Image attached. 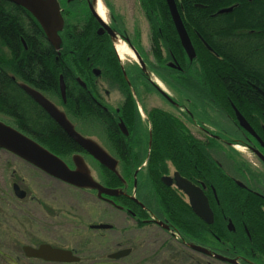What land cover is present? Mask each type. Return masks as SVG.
Segmentation results:
<instances>
[{"label":"trees","instance_id":"trees-1","mask_svg":"<svg viewBox=\"0 0 264 264\" xmlns=\"http://www.w3.org/2000/svg\"><path fill=\"white\" fill-rule=\"evenodd\" d=\"M176 2L196 56L193 60L187 57L167 0H140L151 27V46L157 60L161 63L164 59L163 47L169 57L171 53L177 54L180 67L174 71L177 83L182 81L195 87L198 95L206 97L219 109L227 96L248 117L251 113L247 108H254L256 111L253 112L260 113V119L251 124L264 125V0ZM229 8H233V11L219 14ZM74 33L77 34V28ZM87 35H91V32ZM0 38L12 54L10 62L0 56V114L12 118L13 127L60 158L77 153L78 145L50 117L49 121L44 120V111L2 68L9 66L22 81L38 91L58 94L60 76L64 75L65 84L70 88L67 94L70 102H75L73 104L77 109L83 106V110H90L107 120L104 113L94 111V107L81 101L85 99L81 94L85 90L74 79L78 74L83 42L69 38L66 47L70 56L63 60L65 42L60 50L62 56H59L31 15L24 8L6 0H0ZM23 42L27 45V51ZM89 50L92 52V47ZM75 51L77 53L73 55ZM110 57L111 51H108L102 56V61H109ZM114 64L119 68L117 58ZM117 76H120L119 70ZM227 107L230 109L228 104ZM152 119L154 137L149 177L159 195L154 199L152 197L153 201L150 200L154 214L168 220L179 236L177 242L188 248L190 245L206 248L208 236L211 235L220 242L216 249L220 253L225 250L221 245L226 240L232 245L229 252L231 257L241 255L256 264H264V199H259L250 190L227 179L211 153V141L190 136L178 117L154 111ZM127 157L130 161L129 154ZM169 161L182 175L196 183H206V192L210 196L216 191L220 200L217 203L213 199V204L218 218L216 216L212 225H207L197 217L175 189L161 183ZM131 170L130 167L126 168L127 173ZM106 171L107 186L121 187L118 175ZM229 220L236 225L235 232L228 230ZM219 221L222 223L220 228Z\"/></svg>","mask_w":264,"mask_h":264},{"label":"flooded vegetation","instance_id":"flooded-vegetation-1","mask_svg":"<svg viewBox=\"0 0 264 264\" xmlns=\"http://www.w3.org/2000/svg\"><path fill=\"white\" fill-rule=\"evenodd\" d=\"M56 1L59 5L61 15L64 21L63 30L60 32L61 47L65 42V55H64L65 58L63 60H66L67 57L70 56V51H68L66 47L69 38L71 39L77 38L79 42L80 41L83 42L79 53L80 65L78 68V74L77 76H75L74 79L75 81L77 80V82L80 84L81 89L83 88L85 90L84 92H81V94H83V96L85 97V99L83 98L81 101H85L89 105L94 107L95 108L94 111H99L100 113H104L106 115L105 118L107 120L101 119L99 116H97L96 113L94 114L92 112H89L90 110L89 111L83 110V106L77 109L73 104L75 102H72V100L70 102V99L67 98V94L69 95L68 90L70 89L67 84H65L66 96L65 98L62 96L61 78H63L64 81V75L60 76V81H59L60 94L50 91L47 92L46 91L42 92L38 90L37 91L43 94L50 102H52L61 112H63L66 115L69 122L74 126L75 130L79 134L95 141L106 153H108L112 158H114L117 161L118 163L117 172L119 173L118 177L122 182L121 187L110 188L109 186H107L106 178L104 177H101L99 179H95V178L94 179L100 184H102L104 187H107L109 189L119 190L121 194L116 197L106 196V195L100 197L96 192V200L98 201V203L103 202L106 204V206L113 209L114 211H119L123 213L126 217L125 218L126 223L131 222L132 224H134L136 228L139 229L141 228L142 230L144 227L154 225L157 228L162 229L166 233L167 232L171 233L172 237L177 238V234L173 229V225L169 223L168 220L167 221L163 220L159 216L155 215L154 212L151 210L152 204L150 203V200H152V197L153 199L155 197H159L157 190L153 185L154 182L152 178L149 177V172L151 168L150 155L153 147L152 139L154 137L153 119H152L154 111H162L165 114L174 116L176 118L178 117L179 120L183 122V125L187 133L190 136L194 137L195 139H199L196 136L197 133L188 128L187 126L188 122H191L194 125L195 122H201V123L204 122L206 124H208L207 122L210 121L211 122L225 121L227 123H229L230 121L234 122L235 125L234 129L233 128H231L230 130L225 129L226 131L222 130V132H217V133H212L210 130L201 127V125L199 124L196 125L199 128L198 133H201L206 136L205 138H200L199 140L211 141L212 143L211 153L216 158V161L220 167L219 169L224 172L227 179L233 180L241 188L250 190L251 192L254 193L256 197H259V199L261 200L264 199V186H261V184H257L256 186H254V185H250L248 182H243L242 179L239 176H237V174L234 172V168L229 166V161H231L229 155L230 149H232V147L234 148L235 144H244L245 146L250 148V151L254 155H256V153H254L252 150H257L264 157V140L262 139L264 135V125L251 124V122L254 121L259 122L260 113L253 112L256 110L254 108L248 107L247 109L251 114H249V117L246 116L242 112L241 108L237 107L234 104V101H231L228 96L224 101L222 100V104H221L222 108L219 109L216 107V105H214L212 101L208 100L206 97L202 95H198V91L195 87H191L189 84L184 83L182 81L177 84L171 81L166 82L164 78H162L165 84H167L171 88H176L179 91V93L186 98L188 104L193 105V109L195 112L190 110L189 108L182 109L180 103L176 102L173 98H171L164 89H161L160 86L162 84L161 85H159L158 83L154 84L153 81L149 79L148 76L150 72L148 71L149 70L148 68L150 66L147 64V62H145V59L143 57L144 53L141 52L139 48V44H136L135 41L132 39V37L128 36L127 32H125L123 24L117 19V17L111 14L112 16H110L111 17L110 23H108L107 15L105 19L99 16L97 12V6L99 1L103 3L102 0H72V1L56 0ZM69 26L71 27V29H69ZM106 27L110 29L113 32V34H111ZM75 28H77V34L74 33ZM88 32H91V35H87ZM46 40L48 41L47 37ZM119 42L126 44V46L133 53L135 50L140 55L142 61L145 64V69L141 66L136 56L135 58L139 64V67L133 69L132 67H129V69L126 68V66L123 63L124 60L120 58L117 52L116 47ZM151 42L152 41L150 37V44H152ZM23 43L25 50L27 51L28 50L27 45L25 44V42ZM0 45L4 48V50H2L3 48L0 49V53L1 50L6 51L5 53L8 54L10 56L9 58L11 59L12 57L11 51L7 46L3 45L1 38H0ZM50 45L52 44L50 43ZM61 47L60 49H56L54 47L57 51V54H59V56H62L60 52ZM91 47H92V52L91 50H89V48ZM150 48H151L150 52L152 56L154 57V59L157 60V57L152 51V46H150ZM108 51H111L110 60L102 61V56ZM76 53L77 51L73 52V55H75ZM163 56L170 58L169 62L167 63V67L170 70L177 71V69H180L178 65L179 59L177 58V54L171 53L169 57L168 51L163 47ZM116 58L117 61H119V68L114 64L116 62ZM157 63L159 64V66H161L158 60ZM2 69L8 74V76L14 81V83L19 85V87L22 88L21 84L27 83L25 81H22L16 73H13L9 66L5 65L3 66ZM151 69L154 72H156L157 75L161 74L158 65L157 66L152 65ZM118 70L120 73L119 77L117 76ZM131 73L132 75L133 73L136 74L138 79H140V81H136L134 75L132 78V75H130ZM159 76L161 77V75ZM28 84L29 83H27L26 85ZM252 86L255 89L257 88L255 84H252ZM32 88L36 90V88L34 87ZM134 88H136L137 90H134ZM150 93H152L153 95L156 94L162 101H164L169 106V109L173 111H179V113L177 112V114H174L172 113V111L171 112L165 111L164 108L157 106L149 107L148 106L150 105L149 99L151 98ZM187 93L195 94V96H197V99L194 103H192L193 101L191 100V96L190 95L188 96ZM136 94H139L141 98H143L148 103L146 109L147 119L145 121L142 118L141 107H139V100ZM200 96L205 98V100H203L204 102L201 100ZM31 99L34 101V103L37 106H39L42 109V111H44L45 114L43 115V118L45 121H49V117H50V119L56 123V121L53 118H51V116L33 98ZM56 101L59 102L60 105H58ZM226 102L230 106L231 110L227 107ZM204 104L209 105L212 109L211 110L212 112H214L215 110L216 113L215 112L214 113L215 115H217L216 119L213 118V115H203L198 113V111L203 112ZM237 112H239L242 115V117L248 122V124L250 125L256 136L250 131H247L240 126L238 122L239 119ZM1 117H5L13 121L12 118L0 114V121L2 122H5V120H3ZM198 117H202L203 119L201 120ZM86 122L96 124L100 128L102 127L101 129L104 132L103 136L105 137L106 142L98 139L101 138L100 135L95 130H91L92 125H87ZM148 125L150 128L149 130H146L145 127ZM58 126L62 129L64 133H66L60 125ZM66 135L69 137L67 133ZM230 136L233 137V142L229 141L228 138ZM71 140L75 144H77L73 139ZM78 147H79L78 152L72 154L71 155L72 158L75 155L81 156L84 159L87 166L89 167V169L91 170L93 166L92 165L90 166V163L88 162L87 159L88 157L94 160L100 167L108 170L103 165H101L97 160H95L91 155L85 152V150L81 146L78 145ZM128 154L130 155V161L128 160V157L126 159V156ZM218 154H223L221 159L218 157ZM256 157L259 159V162L264 166V161L258 155H256ZM64 161L69 165L70 168L72 169L75 168L73 160L71 162H67L66 160ZM129 167L132 170L129 173H127L126 168ZM176 174H178L183 179L203 189L205 195L209 200V205L213 211L214 221H215L218 213L216 211V208L214 207L213 199L214 200L216 199L217 203H219L220 200V197L218 196L219 197L218 199V197L216 196V191L214 190L213 191L214 195L212 194L210 196L206 192L208 191L206 183L202 181L196 183L191 178L182 175V173H180L176 169L175 165L169 161L167 163L166 174L161 178V183L166 187L175 189L177 193L180 195V197H182V199L185 200L189 205L190 202L188 197L184 194L183 191H181L178 188L176 184L175 181ZM245 174H247L250 179L254 178L252 171L245 172ZM164 178H169L170 184L165 183L163 181ZM258 181L259 182L264 181V175L263 177H260ZM14 185H13V191H14ZM18 186L21 188L19 184ZM253 187L258 188L259 190ZM21 190L23 189L21 188ZM23 191L26 193V197L24 198L26 199L27 192L25 190ZM82 191H91V190H82ZM14 195L18 200H24L18 198L15 192ZM172 195L176 196L175 194ZM0 202L2 203L3 201L1 200ZM161 213L163 216L164 212L162 211ZM158 222L165 223L168 228L159 225ZM110 225L112 226V229L107 231L114 230L115 226L113 224ZM93 226L95 225H91L90 229L96 230L92 228ZM218 227L219 228L222 227V223L220 221L218 222ZM5 230L6 229L4 228V226L2 227L0 225V233L4 232ZM228 230L231 232L236 231V225L233 224V221L231 220H229ZM96 231H103V230H96ZM178 239L179 236L177 238V241ZM0 243L3 244V242ZM219 243L220 242H217L213 236L211 235L208 236V240H207L208 246L206 248L210 250L213 256L216 254L221 255L225 258L237 261L238 264H256L252 262L251 259H248L241 255L231 254L232 255L231 257L229 252L232 248V245L230 244V242L226 240H223L221 245L223 246V249L225 248V250L222 253H220L219 251H217L218 250L217 247H219ZM43 244H48V243H43ZM127 249L131 250L130 253L131 255L133 251L132 248H120L116 252ZM71 251L74 253V255L78 256L75 250H71ZM22 253L25 257L23 250ZM213 256L210 258L215 259ZM79 258L80 261L82 262L81 257Z\"/></svg>","mask_w":264,"mask_h":264},{"label":"rangeland","instance_id":"rangeland-1","mask_svg":"<svg viewBox=\"0 0 264 264\" xmlns=\"http://www.w3.org/2000/svg\"><path fill=\"white\" fill-rule=\"evenodd\" d=\"M102 2V4L105 3L104 7H107L105 8L108 23H110V16H116L123 24L128 36L139 44L141 52L144 53L145 62L150 66L148 68L149 79L154 84H162L161 89L180 103L182 109L189 108L194 111L193 105L188 104L186 98L176 88H171L162 80L164 78L166 82L171 81L177 84L176 73L167 67L170 59L164 57L159 66L150 52L151 27L140 0H102ZM2 48L0 45V49ZM2 50L0 56L4 61L10 62V56ZM123 60L128 69L139 67L136 58L125 57ZM152 65H158L161 77L151 69ZM133 75L136 81H140L136 74L133 73ZM134 90L137 89L134 88ZM150 94V105L139 94H136L144 121L147 119V105L161 107L174 114L179 113V111L169 109V106L156 94ZM187 95L191 96L192 103L196 101L195 94L187 93ZM200 97L202 101L205 100L204 97ZM56 103L60 105L59 102L56 101ZM211 110L209 105L204 104L203 112L198 111V113L213 115L216 119L215 110V113ZM1 118L6 123L14 125L12 120ZM207 123L195 122L194 125L188 122L187 126L197 133L196 136L199 139L206 136L198 133L199 128L196 126L198 124L212 133L235 128L234 122L231 121L229 123L225 121ZM86 124L92 125L91 130H95L101 137L98 139L106 142L102 127L89 122ZM149 128V125L145 127L146 130ZM228 139L233 142V137L230 136ZM222 155L218 154V157L221 159ZM229 155L231 159L229 166L234 168V172L243 182L254 186L257 184L264 186V181H258L264 175V166L250 151V148L244 144H235L234 148L230 149ZM62 158L67 162L72 161V156ZM87 159L90 166H93L90 171L95 179L105 178L108 175L106 169L100 167L94 160L88 157ZM249 171H252L254 178L250 179L248 173L245 174ZM15 183L27 192L26 199L18 200L15 197L13 191ZM1 200L3 202H0V225L6 230L0 233V242H3V244L0 243V264H54L24 257L21 250L23 246L38 247L43 243L75 250L82 259L79 264H224L180 244L171 233H166L154 225L142 227L141 230L131 222L126 223L123 213L114 211L103 202L98 203L96 192L82 191L60 182L2 149H0ZM99 224H113L115 228L112 231L90 229L91 225ZM120 248H132V254L123 260H110L108 256Z\"/></svg>","mask_w":264,"mask_h":264},{"label":"water","instance_id":"water-1","mask_svg":"<svg viewBox=\"0 0 264 264\" xmlns=\"http://www.w3.org/2000/svg\"><path fill=\"white\" fill-rule=\"evenodd\" d=\"M6 1L27 10L40 24L41 28L46 34L48 41L56 49H60V32L63 30L64 21L56 0ZM167 3L182 46L185 49L189 59L193 60L196 56L195 51L192 47L190 37L186 31L185 25L179 13L176 0H167ZM232 11L233 8H229L220 11L219 14H228ZM108 31L113 34L110 29H108ZM206 46L209 50H211V48L207 44ZM134 53L141 66L145 69V64L142 61L140 55L135 50ZM21 86L22 89L29 96H31L51 116V118L56 121L58 125L63 128V130L69 135V137L85 150V152L91 155L105 168L118 174L117 161L108 153H106L99 146V144H97L92 139L86 138L79 134L75 130L74 126L69 122L66 115L61 112L52 102H50L43 94L26 84H21ZM65 91L66 86L63 78H61V92L64 98L66 96ZM237 113L240 126L256 136L248 122L242 117L239 112ZM0 149L13 154L14 156L20 158L34 168L39 169L40 171L49 175L50 177H53L58 181L68 184L74 188L80 190L96 191L100 197H102L103 195L116 197L121 194L119 190L109 189L97 182L92 176L89 167L81 156H73L72 160L75 168L72 169L63 159L50 152L30 137L26 136L25 134L21 133L17 129L7 125L2 121H0ZM252 151L264 161V157L257 150ZM163 181L167 184H170L169 178H164ZM175 181L178 188L183 191L184 194L188 197L192 211L196 214V216L206 224L212 225L214 223V214L203 189L183 179L178 174L175 175ZM14 192L20 199H24L26 197V193L21 190L18 184L14 185ZM158 224L164 226L165 228H168L162 222H158ZM92 228L96 230H110L112 229V226L100 224L95 225ZM190 248L205 256H213L212 253L206 248L195 245H190ZM23 252L29 259L42 260L46 263L73 264L80 262V258L74 255L72 251L53 247L49 244H43L39 247L24 246ZM130 253L131 250L127 249L114 253L110 255L109 258L112 260H119L129 256ZM213 257L216 260L224 263L238 264L237 261L225 258L221 255L216 254Z\"/></svg>","mask_w":264,"mask_h":264},{"label":"bare ground","instance_id":"bare-ground-1","mask_svg":"<svg viewBox=\"0 0 264 264\" xmlns=\"http://www.w3.org/2000/svg\"><path fill=\"white\" fill-rule=\"evenodd\" d=\"M97 12L101 18H106V10L100 1L97 6ZM116 48L121 59H124L125 57H130L132 59L135 58V54L126 46V44L119 42Z\"/></svg>","mask_w":264,"mask_h":264}]
</instances>
